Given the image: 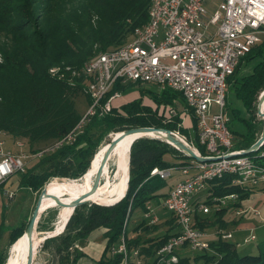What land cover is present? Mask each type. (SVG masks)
<instances>
[{
	"label": "trees",
	"instance_id": "1",
	"mask_svg": "<svg viewBox=\"0 0 264 264\" xmlns=\"http://www.w3.org/2000/svg\"><path fill=\"white\" fill-rule=\"evenodd\" d=\"M151 2L152 0H0V133L15 141H27L31 152L29 154H37L42 151L40 146L55 144L71 132L81 118L76 110V98L84 97V80L77 79L69 84L53 78L50 70L55 67L61 70L66 67L81 68L98 55L126 43L129 33L147 24ZM244 58L255 62V66L237 86L234 84L236 90L231 89L248 116L243 118L238 111H231L232 119H237L246 126V133L239 135L234 144L236 151L250 149L260 138V135L256 136L258 127L248 111L264 91V40L260 39L239 64ZM127 84L117 82L107 98L115 92L128 94L132 84ZM162 91L149 95L150 99L159 105L174 106L178 114H183L186 107L187 113L192 115L195 127L189 122L195 135L196 120L192 111L185 103L182 109L173 102L176 97H182L169 89ZM115 107L113 103L111 112L105 114L103 120H99V116L92 117L74 142L47 151L34 159L36 163L31 168L27 165V173L21 174V182L26 187L35 189L48 180L67 179L68 182H74L86 173L82 182L89 187L87 184L93 180L97 170L94 163L100 159V151L105 149V145L98 147L99 123L101 131L122 132L135 127H151L177 132L178 116L173 123H166L154 110L142 107L140 103L123 107L124 115L115 112ZM262 124L264 125L263 122ZM190 141L194 143L196 140L193 137ZM118 156L119 150L112 158L116 168L119 165ZM91 157L94 159L89 168ZM167 157L181 162L173 165L168 163ZM188 160L183 154L178 156V151L166 142L156 140L153 135L136 140L130 146L129 178L124 197L115 204L87 199L94 203L75 208L62 233L55 238L46 239L41 250L54 264H76L84 256L78 246L83 245L95 231L104 230L107 237L104 255L108 253L109 257L105 261L101 260L100 264L122 263V254H110V249L118 248L122 240L129 254L128 264H136L132 257L133 251H137L141 264H264V241L256 246L253 255H240L236 245L220 237L223 233H229L225 231L227 226L236 228L240 224L241 216L233 213L250 197L247 191L231 186L230 176L211 183V193L218 198L239 193V203L216 210L211 215L195 216V227L217 234L215 239L209 240L211 252H196L198 254L195 256L176 253L177 263H167L171 258L170 254H158L167 241L178 233V228L172 215L163 223L155 225H149L144 218L148 205L165 198L172 188L162 194L165 180L149 175L152 168L180 167L187 164ZM105 169L107 172L104 173L101 184L113 181L108 175V164ZM116 180L117 178L113 183ZM207 203L211 205V202ZM59 210L61 212V208ZM47 213L50 215L49 223L42 216L37 225L38 231L51 232L53 228L48 225L61 220V215L57 218V213ZM129 222L133 224L130 231ZM26 227L27 225L21 224L9 233L8 246L22 236ZM3 234L0 227V239ZM44 236L45 234L40 236L38 248Z\"/></svg>",
	"mask_w": 264,
	"mask_h": 264
},
{
	"label": "built area",
	"instance_id": "2",
	"mask_svg": "<svg viewBox=\"0 0 264 264\" xmlns=\"http://www.w3.org/2000/svg\"><path fill=\"white\" fill-rule=\"evenodd\" d=\"M263 33L264 0H152L147 24L126 43L98 55L81 68L50 70L53 78L69 84L84 80L83 94L88 103L74 129L47 151L74 142L92 117L110 113L114 101L121 98L119 92L107 98L117 82L169 89L178 93L192 111L198 147L193 142L186 144L207 161L200 163L189 158L184 166L152 168L149 175L167 180L173 170H180L185 177L161 200L162 208L174 217L178 228V233L158 253L171 255L167 263H177L176 253L183 250L211 252L208 238L217 234L195 227V216L210 215L239 203V193L214 197L211 183L230 176L231 186L248 193L264 186V144L250 154H241L245 150L236 151L230 120L224 113L226 80L240 60L259 43V34ZM1 137L0 187L24 172L28 162L45 153H25L20 142L16 143L18 152L5 149L6 141ZM189 169L196 173L190 175ZM5 195L13 198L12 191H6ZM147 209L144 218L148 224L159 223L150 204ZM246 211L238 208L236 216ZM251 211L254 216H260L258 208ZM220 237L226 241L232 239L230 232ZM255 240L252 234L246 242ZM110 250L111 255L122 254L121 264H128L129 254L123 240L118 248ZM132 257L136 264H141L137 251L132 252Z\"/></svg>",
	"mask_w": 264,
	"mask_h": 264
},
{
	"label": "rangeland",
	"instance_id": "3",
	"mask_svg": "<svg viewBox=\"0 0 264 264\" xmlns=\"http://www.w3.org/2000/svg\"><path fill=\"white\" fill-rule=\"evenodd\" d=\"M137 30L138 29L134 30L133 33L131 34L129 33L128 36H126L127 41L131 39V37L135 34ZM259 38L261 40L262 39L264 40V33L259 34ZM96 50H98V48ZM254 66H255V62H249V60L244 58L241 61V63L238 65L237 69L233 72L231 77L226 80V92H225L226 101H225V107H224L225 112L224 113H226V115L228 116L230 120L229 128L231 132L235 134L234 135L235 138L233 140L234 144L237 141V138H239V135L246 133V126H245V123L239 122L237 119H234V118L232 119L233 116L231 115V111H234V112L238 111L243 118H247L248 116H247V113L242 103L236 99L234 92L231 89L232 88L235 89L236 87L234 86V84L237 86L240 83V80L242 78L248 76L252 72V69ZM131 84L132 85L129 86L131 87L130 92L126 95L125 94L121 95V98L116 99L114 101L116 105L115 112L124 115L123 107L129 104H132V103H140L142 107H147V108H150L151 110H154L155 114L157 113L159 117H162L164 122L166 123L168 122L173 123L175 118L178 116L179 119L177 121V132H173V133H175L185 143L189 144L191 143L190 140H192L193 137L196 138L195 135L193 134L194 128L191 129V126H190V122H192L193 127H195L193 124L192 115L187 113L186 107H185L183 114H178V112L174 109L175 108L174 106L159 105L156 102L154 103L150 99L149 95H153L155 92L156 93L163 92L162 89H158V87L154 85H144V84H135V83H131ZM259 96L260 94L258 95L255 104H253L252 109H249L248 111L250 114H252L253 121L255 122L254 123L255 126L258 127V129L256 130L257 137H259V135L261 136L264 132V125L262 124L263 121L256 116ZM173 102L177 107L179 108L181 107L182 109L184 108L183 104L185 103V101L183 100V98L176 97ZM86 109H87V103H86L85 97L78 96L76 98L77 113H79V115L80 114L82 115L86 111ZM213 109H216V107L213 106ZM104 117H106L105 114L103 116L100 115L98 118L99 120H103ZM135 128H138V127H135ZM98 131H99L98 135L100 136V142L98 144L99 148L109 143L111 139L113 138L114 134L119 133V132H114L111 130L101 131L100 123L98 124ZM1 134L3 133H0V135ZM1 138H3L6 141L5 149L12 148L13 151L15 150L14 152H18L19 148H16L17 147L16 143L20 142L23 144V147L21 148V150L25 153H31L29 151V147H27L28 146L27 141H22V140L15 141L13 138L7 135L2 136ZM52 145H53L52 143L51 145L50 144L42 145L40 146L41 147L40 150H42L43 152H46L49 148L52 147ZM194 146L198 147L197 141L194 142ZM171 147L174 148L173 146ZM174 149L178 151L176 148ZM103 151L104 150L100 151L99 156L103 154ZM117 153H118V149L116 150L115 155L111 157V159L114 158L117 155ZM181 155H182L181 152L178 151V156H181ZM94 156L95 154L93 155V157ZM39 157H36V158H39ZM93 157H91L89 168L92 165V161L94 159ZM34 161L35 160L32 159L30 162H28V167L30 166L31 168L36 163ZM167 161L168 163H171L173 165L181 162L172 157H167ZM98 166H99V163H98V160H96V162L94 163V167L98 168ZM120 169H121L120 159H119V165H118V170L116 174H115V171H116L115 160L114 159L110 160L108 162V175L111 180L114 181L115 178H117V180L115 183H113V181L112 182L110 181V182H105V183L100 184L99 188L97 189V192H101L105 196V194H108L112 189H115V191H119L122 185L119 190L116 189L117 185L119 182L123 181V172ZM105 172L107 171H104V173ZM26 173H27V170H25L24 172L20 174H16L14 177L10 178L6 183H4L2 187H0V227L2 229V232H4V234L2 235V238L0 239V259L2 261V264H7V259L9 256L8 253L11 249V246L13 245L12 244L11 246H8L7 244L8 242L7 240L9 239V233L13 229L20 226L21 224L28 225V221L31 217V214L36 206L38 199L40 198L42 191L44 189L48 191L49 190L48 188L51 187V184L53 186V183L54 184L68 183L67 179L66 181L65 180H62V181L48 180L44 182L43 185L39 186V188H35V189L29 188V187H26V185L21 182V177H22L21 174L24 175ZM195 173H196V170L189 169L190 175H193ZM82 177L75 180L74 182L83 183ZM183 179H185V177L184 175L181 174L180 170H173L171 177L165 180V185L163 189L161 190L162 194L166 193L171 187H174L176 184L180 183ZM92 181H90L89 184H87L89 185V187H91ZM6 191H12L13 198L11 199L8 198L5 195ZM71 197L72 195L64 194L60 198L63 199L64 202L66 201L68 202ZM43 200L49 201L45 198ZM150 205L153 210V214L158 217L160 223H163L165 220L170 218L171 214L162 208L161 200L156 201V202L154 201ZM51 207H54V208L47 209L41 214V217L44 216V221L48 223H49L50 215L47 212H50V213L55 212L54 214L59 212L57 203H54ZM242 208L246 209L247 211L245 212V214L241 215L239 219V223H241L242 220L246 222H251L252 225L255 226V229L247 228V229L239 231V230H236L234 226L230 225V226H227V229L225 231L230 232L232 235V239L229 240L231 244H234V245L239 244V246L237 247V250L240 255H253L256 251V246L264 241V186L263 185L257 187L254 191H251L250 197L247 200L243 201ZM255 208H258V211L260 213L259 217L254 216L251 211L252 209H255ZM64 211H66V208H61V212H60L61 220L59 222L48 225L50 227L52 226L53 230L56 227V232L63 226L64 222L69 218V215L66 216L65 214L66 212ZM210 218H213V217L210 216ZM231 218H232V215H231ZM132 222H129L130 224L128 226V231L132 230L133 228ZM45 233L47 232H42V231L37 230V234H39L37 237L40 238V236H43V234ZM206 233L212 234L210 231H207ZM252 234L256 237V240L254 242L253 241L246 242V240ZM42 244L43 243L40 244V247L38 248L37 252H35L36 255L34 256V264H54L52 260L48 258L47 254L43 253V251L41 250ZM15 253L16 251H14L11 254V258L9 259L8 264L12 261V258L15 255ZM182 253L188 254L190 256H195L196 254H198L196 252H189V250L188 251L183 250Z\"/></svg>",
	"mask_w": 264,
	"mask_h": 264
},
{
	"label": "water",
	"instance_id": "4",
	"mask_svg": "<svg viewBox=\"0 0 264 264\" xmlns=\"http://www.w3.org/2000/svg\"><path fill=\"white\" fill-rule=\"evenodd\" d=\"M257 116L263 121L264 123V91L261 93L258 99L257 104ZM151 134L155 137V139L162 140L169 145L176 148L178 151H180L184 156L196 160L197 162L203 163L206 162V159L198 157L192 148H190L182 139H180L175 133L171 132L170 130L165 129H158V128H151V127H138V128H131L130 130H125L119 133L114 134L113 138L109 143L105 145V149L103 151L99 166L97 170H95V175L92 181V185L88 192L81 196L79 199L75 200L74 202H64L63 199H59L58 197H48L46 189H44L40 195V198L38 199L36 206L31 214V217L28 221V225L26 227V230L22 234V236L15 240L16 242L11 246V249L9 251V256L7 259V264L9 262V259L11 258V254L16 251L17 256L19 258L23 259V264H34V256L36 255L34 252L37 249V246H35L34 242V235L37 231V224L42 214V199L44 197L46 198H53L56 203L57 207L60 208H66L70 209V215L73 214V211L78 206H81L86 203H94L89 200H87L89 196H93V194L96 193L97 189L99 188L101 182L103 181L104 171L106 168V165L108 164L110 158L115 155L118 143L126 140L129 137H132L134 135H148ZM137 139V138H135ZM135 139L130 142V146L135 142ZM264 144V133L260 136V138L250 147V149H247L243 151L241 154H250L251 152L257 151L261 148V146ZM118 167L116 168L115 174L117 172ZM85 176V175H84ZM83 176V177H84ZM82 177V178H83ZM125 195V194H124ZM124 197V196H123ZM122 197V198H123ZM122 198L116 199V201L112 204L117 203ZM97 204V203H96ZM109 204V205H112ZM60 216V210L57 213V218ZM69 218L64 222L62 230L60 232H56V227L52 232L45 233V236L41 239L42 243L51 237H54L61 234L63 229L66 226V223L68 222ZM21 241V243H20ZM17 246V248H16Z\"/></svg>",
	"mask_w": 264,
	"mask_h": 264
},
{
	"label": "bare ground",
	"instance_id": "5",
	"mask_svg": "<svg viewBox=\"0 0 264 264\" xmlns=\"http://www.w3.org/2000/svg\"><path fill=\"white\" fill-rule=\"evenodd\" d=\"M151 135V134H148ZM148 135H134L132 137L127 138L126 140L118 143L119 145V159H120V170L123 172V181L119 182L117 185V190L120 189L121 185V189L119 191H115V189H112L108 194H105V196L101 193V192H97L95 194H93V196H89L87 197L88 199H95V200H99V201H103V202H115L116 199L122 198L124 196V194L126 193L127 190V184H128V167H129V152H130V142H132L135 138V141L143 138L145 136ZM102 156V154H101ZM101 156L99 157L100 159H98V163H100L101 160ZM49 190L47 191L48 197H62L64 194H68V195H72V197L70 198V200L68 202H74L75 200L79 199L81 196H83L84 194H86L88 192V190L90 189V187L84 185L83 183H79V182H68V183H60V184H54L53 186L51 184V187L48 188ZM45 199L49 200L51 198H46ZM43 198V199H44ZM42 199V208L41 210H45L47 208H50L54 203H56V201L52 198L49 201H45ZM66 216L70 215V209H66ZM63 227V226H62ZM62 229V228H61ZM39 234H37V231L34 235V241H35V246H37V249L35 250V252H37L38 250V245H39V237H37ZM21 243V241H20ZM17 248V246H16ZM34 252V253H35ZM36 254V253H35ZM23 259L19 258V256H17V254L15 253V255L12 258V261L10 262V264H23Z\"/></svg>",
	"mask_w": 264,
	"mask_h": 264
},
{
	"label": "crops",
	"instance_id": "6",
	"mask_svg": "<svg viewBox=\"0 0 264 264\" xmlns=\"http://www.w3.org/2000/svg\"><path fill=\"white\" fill-rule=\"evenodd\" d=\"M233 214L235 215L236 212H234ZM247 228L255 229V226H253L251 222H246L242 220L241 223L235 229L240 231ZM211 239H215V237L212 236L208 238V240ZM106 244L107 237L105 231H95L89 237H87V241L83 245L78 246V249L84 253V256L78 259L76 264H100L101 260L105 261L109 257L108 253L104 255Z\"/></svg>",
	"mask_w": 264,
	"mask_h": 264
}]
</instances>
